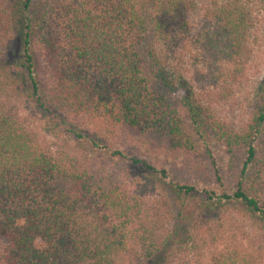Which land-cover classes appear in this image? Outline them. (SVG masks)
I'll return each instance as SVG.
<instances>
[{"label":"trees","instance_id":"obj_1","mask_svg":"<svg viewBox=\"0 0 264 264\" xmlns=\"http://www.w3.org/2000/svg\"><path fill=\"white\" fill-rule=\"evenodd\" d=\"M196 6L197 0L0 1V264H155L159 258L167 264L171 235L146 226L128 189L133 176L168 188L181 212L205 219L232 208L264 231V75L250 118L237 129L215 113L210 94L183 86L169 67L170 51L160 48L189 38ZM202 14L194 40L214 70L209 84L242 81L256 38L248 0H212ZM6 93L41 109L57 128L65 125L87 151L54 156L2 98ZM62 106L108 132L137 131L156 161L112 150L96 131L69 127ZM171 160L205 184L171 178L162 163ZM257 247L222 249L208 264H264Z\"/></svg>","mask_w":264,"mask_h":264},{"label":"rangeland","instance_id":"obj_2","mask_svg":"<svg viewBox=\"0 0 264 264\" xmlns=\"http://www.w3.org/2000/svg\"><path fill=\"white\" fill-rule=\"evenodd\" d=\"M209 1L212 0H197L196 9L190 17L191 33L187 40L178 41L175 46L170 43L161 45L160 48L170 51L169 67L178 71L182 80L185 79L183 86L193 87L201 96L204 93L210 94V103L213 104L219 118L230 127L240 129L250 118L254 88L264 75V0H248L255 23L256 38L252 45L254 52L247 77L229 84L228 82L223 84V81L219 80L212 86L208 81L214 70L204 62L194 40V34L202 25L203 9ZM168 46L171 50H168ZM43 72L48 79L45 66ZM2 98L19 110L26 122L36 130L40 141L50 148L54 156L78 157L87 151L88 145L81 143L65 125L58 128L54 126L50 117L47 115L44 117L43 111L35 108L32 103L15 95L8 97L7 93L2 95ZM60 110L69 127L91 136H94L96 131L100 137L107 139L106 142L112 146V150L116 147L127 155H137L156 161V158H151L155 157L153 151L141 141L137 131L118 126L114 132H108L82 111L67 106H62ZM171 161L170 164L162 162L166 164L171 178L182 183L205 184L206 180L191 172L189 167L181 162L182 159L179 163L176 160ZM126 181L132 195L137 196L141 203L140 215L145 219L146 226L150 229L156 228L155 233L158 235L161 232L166 237L168 233L171 235L168 240L170 244L165 242L168 245L165 251H169L167 264H208L213 253L235 247L237 244L244 248L249 247L251 252L254 248L258 249L257 246L261 247L259 249L262 251L264 263V231L238 210L230 208L208 212L204 215L205 219H200L201 215L196 212L192 215L181 212L178 199L168 188L139 176H133ZM1 243L0 238V245ZM141 245L138 250L140 258L143 257ZM136 257L138 256L136 255L134 259ZM161 262L162 258H159L155 264Z\"/></svg>","mask_w":264,"mask_h":264}]
</instances>
